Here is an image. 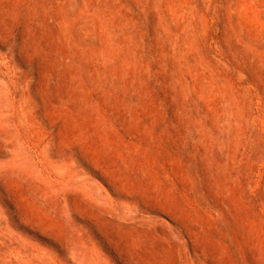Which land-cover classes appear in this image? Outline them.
Here are the masks:
<instances>
[{"label": "rangeland", "instance_id": "obj_1", "mask_svg": "<svg viewBox=\"0 0 264 264\" xmlns=\"http://www.w3.org/2000/svg\"><path fill=\"white\" fill-rule=\"evenodd\" d=\"M0 264H264V0H0Z\"/></svg>", "mask_w": 264, "mask_h": 264}]
</instances>
